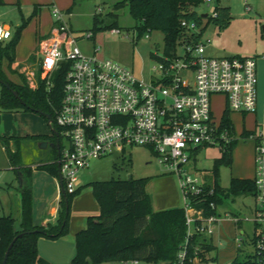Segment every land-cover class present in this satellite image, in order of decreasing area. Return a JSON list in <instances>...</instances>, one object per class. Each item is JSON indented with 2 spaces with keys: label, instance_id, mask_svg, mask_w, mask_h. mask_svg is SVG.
Returning <instances> with one entry per match:
<instances>
[{
  "label": "built area",
  "instance_id": "built-area-1",
  "mask_svg": "<svg viewBox=\"0 0 264 264\" xmlns=\"http://www.w3.org/2000/svg\"><path fill=\"white\" fill-rule=\"evenodd\" d=\"M214 1L203 0L198 7L208 5L205 21H181L184 34L175 51L167 53L163 49L162 55L154 53L157 64L149 80L138 78L132 69L114 59L99 56L100 47H95L92 54L83 52L68 23V11L53 4L54 25L50 35L41 37L39 43L40 77L50 89L56 73H64L56 124L60 128L58 163L67 193L80 188L81 174L93 160L115 151L124 153L133 146L150 147L158 163L177 174L187 233L177 259L170 264H184L190 247L198 264L201 245L192 244L193 239L199 236L213 241L214 226L223 219L216 201L207 202L206 196L213 195L214 188H207L186 167L191 157L205 147L220 146L226 150L233 143L252 140L256 209L251 243L256 262L264 264V132L257 128L238 131L233 120L230 126L223 123L226 110L230 115L257 111L258 62L256 56L208 54L202 28L217 16ZM112 32L122 33L119 28ZM85 36L92 38L93 33ZM11 38V29L0 23V43ZM216 97L223 99L221 113L214 109ZM62 137L67 144L62 143ZM206 205L216 212L207 214ZM239 221L238 217L233 218L235 225ZM241 240L238 233L237 249L242 246Z\"/></svg>",
  "mask_w": 264,
  "mask_h": 264
},
{
  "label": "rangeland",
  "instance_id": "rangeland-1",
  "mask_svg": "<svg viewBox=\"0 0 264 264\" xmlns=\"http://www.w3.org/2000/svg\"><path fill=\"white\" fill-rule=\"evenodd\" d=\"M55 1L60 8L68 11L67 19L75 35L78 44L86 54L94 53L95 47H100L98 55L114 59L133 70L138 78L149 80L152 78V68L157 64L154 53L162 55L164 49V34L160 30L139 35L136 28L137 21L131 14L127 5L115 7L119 2L128 0H1L0 23L9 24L14 36L18 26L25 19L29 22L22 33L23 45L17 49L16 62L20 63L17 70L22 73L30 86H34L40 77V34L37 31L36 17L32 16L38 5L41 16L42 29L49 25L52 20L49 3ZM39 3V4H38ZM214 5H229L231 7L232 21L229 27L220 29L215 23L205 22V31L202 40L207 43V52L211 56H256L258 72V109L255 113L258 129L264 132V104L261 105V88L264 93V0H215ZM198 12L207 13L210 9L203 4L197 9ZM99 18V27L95 34V19ZM205 21V20H204ZM115 24V28L121 29L122 33L112 32V29L104 26ZM43 31V30H42ZM92 32V38H86V33ZM43 33V32H42ZM128 33V36H127ZM148 35V37H147ZM45 38V37H44ZM26 58L24 51L32 47ZM33 55L31 56V54ZM3 70L11 79L20 81L18 74L11 72L8 62H3ZM43 81V80H42ZM2 83L0 82V94ZM223 99H214V109L221 113ZM233 120L238 128L241 127L242 119L239 115H233ZM254 116L247 115L246 125L251 126ZM49 125L45 117L32 110L8 111L0 103V135L9 136L26 135L36 133H47ZM62 143L67 144L66 138L62 137ZM41 139L27 136L20 140V153L23 161L37 162L51 155V146L43 147ZM220 146H209L197 151L186 166L191 173L198 175L205 186L214 187L215 183L227 190L230 187L232 177L254 176L252 145L249 141L238 143L233 150L231 165H219L218 173L215 164L222 157ZM95 180L128 179L130 177H150L147 184V193L154 206L167 204L173 201L176 193H181L180 204L184 203L183 194L179 186V179L169 167L161 165L157 161L156 154L148 146H133L124 153L115 151L112 154L95 159L87 169ZM32 184L36 187V198L39 199V190L52 188L56 185L52 175L45 170L38 169L31 172ZM93 180V181H95ZM19 180L15 169L12 167L9 155L0 141V215L9 214L11 211L18 214L16 200ZM56 188V187H55ZM43 190V191H44ZM49 190V189H48ZM46 196V195H45ZM41 197L40 202L44 201ZM75 198V197H74ZM41 204V203H40ZM256 199L252 193L230 194L222 196V203L218 205L217 211L222 220L214 226L213 240L217 246L211 256H218V260H211L208 264H226L232 256L237 254L235 236H242L240 258L254 253L251 243L255 236ZM238 217V224H234L233 218ZM240 229H238V228ZM245 231V233H242ZM61 238V237H60ZM60 238L41 236L39 249L42 257L55 264H73L72 260L76 254V243L69 241L63 243ZM57 242V243H56ZM47 257H46V256ZM230 260V261H229ZM228 261V262H227ZM99 264H134L124 261H105ZM139 264H151L141 260Z\"/></svg>",
  "mask_w": 264,
  "mask_h": 264
},
{
  "label": "trees",
  "instance_id": "trees-1",
  "mask_svg": "<svg viewBox=\"0 0 264 264\" xmlns=\"http://www.w3.org/2000/svg\"><path fill=\"white\" fill-rule=\"evenodd\" d=\"M202 2L203 0H128V2L117 3L115 7L121 5L129 7L131 14L139 24L136 26L139 35L152 32L155 29L162 31L165 41L164 50L170 53L176 50L178 41L184 34L181 27L183 19L194 20L198 24L204 21L203 16L197 10ZM38 7V5L35 7L32 16L36 15ZM217 12V16L211 18L208 23L212 21L220 29L229 27L233 18L231 8L218 5ZM28 22L29 20L24 18L15 35L9 41L0 43V78L3 80L0 103L8 111L32 110L39 114L40 111H44L51 115L54 127L59 130L60 128L56 124V110L62 101L64 73H56L49 89L42 80L38 81L36 85L30 86L26 77L17 68H13V64L16 62L17 46ZM99 22V18L96 16L94 34L99 28L97 27ZM104 27L113 29L115 24ZM204 31L205 27L202 28V32ZM5 60L8 62L11 72L18 74L19 82L12 80L3 70ZM14 91L17 95L14 94ZM44 117L48 122L49 118ZM223 123L226 126L232 124V117L228 110L223 114ZM32 137L41 140L47 139L42 135ZM12 139L13 137L0 136V141L11 160L18 165L21 164L19 138H15V151L10 149L9 142ZM237 144L233 143L226 150H222V157L215 164L216 174L219 165L232 164L233 150ZM38 167L47 170L56 177L60 175L58 161H54L52 164L45 163ZM22 172L25 175V184L22 188L20 222L11 215L0 216V264H3L6 251L16 237L6 264H50L40 256L38 241L41 236L60 238L69 234L71 203L80 192V188L72 194L62 193L58 217L54 224L36 225L33 213L32 171L31 168H23ZM149 180L150 177L135 178L132 176L128 179L95 180L89 183L99 203L100 212L97 215L89 216L86 228L77 232L73 264H99L105 261L128 262L131 260H145L151 264H160L170 263L177 259L187 233L185 211L182 207L155 211L147 193ZM213 188L215 193L206 196L207 202L214 200L219 205L222 203L224 195H238L247 192L254 194L255 183L253 178L232 177L227 190L222 188L218 182ZM205 207L207 214L216 212L207 205ZM199 242L201 260L198 264H208L211 260H218V256H211V253L217 248L214 240H202L196 236L192 244ZM240 251L241 247L237 249L235 258L226 264H258L253 253L240 258ZM184 264H196L192 247L189 249Z\"/></svg>",
  "mask_w": 264,
  "mask_h": 264
},
{
  "label": "crops",
  "instance_id": "crops-1",
  "mask_svg": "<svg viewBox=\"0 0 264 264\" xmlns=\"http://www.w3.org/2000/svg\"><path fill=\"white\" fill-rule=\"evenodd\" d=\"M0 2H1V0H0ZM53 4H57V3L55 1H51L48 4L49 5V10L51 12V16H52V8H51V6ZM225 6H229V5H225ZM36 10H37V13L34 16L36 17V26H37V30H38L37 32L41 33L40 37H43V38L44 37H48L50 35L51 29H52V27L54 25L53 16H52V20L50 21L49 25L42 29V27H41V16L38 15L40 8L38 7ZM1 24H3V23H1ZM4 25H6L7 27L10 28L9 24H4ZM12 37H13V35H12ZM21 38H22V36H21ZM22 45H23V40L20 39L19 44L17 46L18 51H19L20 47H22ZM33 47L34 46L32 45V47H28V48L25 49L24 55L26 56V58H28L29 51L31 52L33 50L32 49ZM32 55H33V53L31 54V56ZM26 60H24L23 62H25ZM23 62H15L13 64V68L17 67L20 63H23ZM262 72H264V64L262 65ZM12 80L18 82L17 79H12ZM263 89H264V87H263ZM262 91L263 90L261 88V105H262V103L264 104V93ZM255 113L246 114V115L241 114V113H237V112L232 113L231 117H233V115H239L240 118L242 119L241 127L238 128L236 126V123L234 122V120L232 118L236 129L238 131H243L244 129H246V130H255L256 128L258 129V127H257L258 124H257V119L255 117ZM247 115L254 116L253 123H250L251 126H248V127H247L246 121H245V118H246ZM34 135L46 136L47 139L41 140V141H48L49 144L47 146H49V145L51 146V143H54L56 141V138H55L56 136L53 134V132L51 131L50 128H49V131L47 133L45 132V133H36V134H26V135H23V136H20V135L18 136V135H15V134H11L9 136H4V137H13V139L9 143H10V149L12 151H15L16 150V140H15V138H19L18 141L20 143L21 137L24 138V137H27V136H34ZM54 138H55V141H54ZM247 141H249L251 143V145H252V156H253V166H254V142L252 140H246V141H243V142H247ZM51 148L53 150L52 154L48 155L46 159L40 160L39 163H37L35 161H33V162L23 161L21 153H20L21 164L16 165L15 163H13V161L11 160V158L9 156L11 165L15 169L17 178L19 180V187H18L19 194H17V196H16V200L18 201L17 202V204H18V214L15 215L11 211L9 214L4 213L3 215H11L18 222H20L21 209H22V202H21L22 188H23V186L25 184V175L22 172V170H23V168H31V171L38 170V169H40L38 167L39 165H42V164H45V163L52 164L54 161H58L57 151L59 153V147L57 145H55V146H51ZM42 170H44V169H42ZM254 170H255V168H254ZM45 171L48 174L52 175L47 170H45ZM92 176H93V174H91L87 169L84 170L82 172V174H81L80 192L75 196V198H73L72 203H71V217H70V225H69L70 232H69L68 235L63 236V237L60 238V239H62L63 243H69V241L75 242V236H76L77 232H79L80 230L86 228L87 218L89 216H91V215H97L100 212L99 203L97 202V200H96V198H95V196L93 194L92 187L89 185L90 182L95 180L94 177H92ZM239 178H248V177H239ZM31 179H32V177H31ZM52 179H54L56 185L54 187H52L51 189L48 188L49 190L48 189L44 190V189L40 188V190L38 191L39 192V194H38L39 199L38 200L36 198L37 197L36 196L37 189H36V187H34V184H32L33 213H34V222H35L36 225L47 226L49 224H54L56 222V220H57L62 191H61L59 177H56V176L52 175ZM179 186H180V184H179ZM178 192H179V194L176 193V196L173 197V201L172 202L167 203V204H163V205H159V206H156V204H155L154 206H152L153 209L155 211H159V210H164V209H168V208H172V207H182L183 204L182 205L180 204L181 193H180V191H178ZM40 193H41V197H44L46 195L43 202H40L41 201L40 200L41 199L40 198ZM3 215H0V216H3ZM38 249H39V241H38ZM39 254L42 257V255L40 253V249H39ZM235 256L236 255L232 256V254H231V256H230L231 259L230 260L234 259ZM54 262H55V264H57L56 263L57 261H54Z\"/></svg>",
  "mask_w": 264,
  "mask_h": 264
},
{
  "label": "water",
  "instance_id": "water-1",
  "mask_svg": "<svg viewBox=\"0 0 264 264\" xmlns=\"http://www.w3.org/2000/svg\"><path fill=\"white\" fill-rule=\"evenodd\" d=\"M202 15H203V17H206L207 16V13H204ZM263 35H264V25H263ZM0 82H3V80L1 78H0ZM7 87L10 88L9 85H7ZM14 94L17 95V93L15 91H14ZM40 114H42L43 116H46L47 118H49L48 125H49L51 131L53 132V134L56 136V141L54 143H51V146H55V145L59 146V133H58V130L53 125V120H52L51 115L48 114V113H46V112H44V111H40ZM41 143L42 144H40V145L43 146V147H47V145L49 144L48 141H42ZM59 180H60L61 191H62L63 194L66 195L67 194V191H66V188L64 186L63 176H62L61 173L59 175ZM16 239H17V237L9 245V247H8V249L6 251L4 260H3V264H6L7 263V259H8L10 250H11L12 246L14 245V242H15ZM165 264H170V263L167 262Z\"/></svg>",
  "mask_w": 264,
  "mask_h": 264
},
{
  "label": "flooded vegetation",
  "instance_id": "flooded-vegetation-1",
  "mask_svg": "<svg viewBox=\"0 0 264 264\" xmlns=\"http://www.w3.org/2000/svg\"><path fill=\"white\" fill-rule=\"evenodd\" d=\"M56 138V137H55Z\"/></svg>",
  "mask_w": 264,
  "mask_h": 264
}]
</instances>
